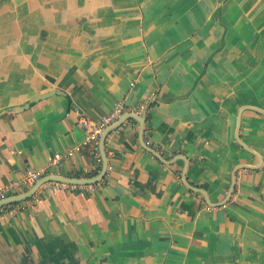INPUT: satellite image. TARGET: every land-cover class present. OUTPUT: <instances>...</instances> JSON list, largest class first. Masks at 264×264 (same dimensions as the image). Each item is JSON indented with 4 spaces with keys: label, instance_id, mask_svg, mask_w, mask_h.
<instances>
[{
    "label": "crops",
    "instance_id": "0c3cea01",
    "mask_svg": "<svg viewBox=\"0 0 264 264\" xmlns=\"http://www.w3.org/2000/svg\"><path fill=\"white\" fill-rule=\"evenodd\" d=\"M117 101L144 121L99 182L10 204L0 264H264V0H0V191L97 175L79 120Z\"/></svg>",
    "mask_w": 264,
    "mask_h": 264
},
{
    "label": "built area",
    "instance_id": "2783aa9c",
    "mask_svg": "<svg viewBox=\"0 0 264 264\" xmlns=\"http://www.w3.org/2000/svg\"><path fill=\"white\" fill-rule=\"evenodd\" d=\"M148 110V106L145 102L138 103L136 105H129L123 101H117L113 104L111 110L107 115L100 118L97 121H93L90 118L82 117L79 120V124L82 128L86 129V138L83 145H90L92 151L94 152V157L97 162H100V156L98 151V141L102 132L111 124L117 123L125 114L134 115H145ZM121 127L117 125L115 130H119ZM79 148H75L78 150ZM73 154V150L67 151L65 154L55 153L53 155L52 161L49 165L58 164L63 156L70 157ZM43 175V171H30L26 172L19 181L12 182L9 186L0 191V200L7 198V193L9 190H16L20 187V184L25 183L28 185L36 182ZM51 185L57 190L64 191H77L81 190L84 185L67 184L57 181H50ZM10 206L5 205L0 207V214L10 211Z\"/></svg>",
    "mask_w": 264,
    "mask_h": 264
},
{
    "label": "water",
    "instance_id": "95a60500",
    "mask_svg": "<svg viewBox=\"0 0 264 264\" xmlns=\"http://www.w3.org/2000/svg\"><path fill=\"white\" fill-rule=\"evenodd\" d=\"M127 119H134L137 122H139V124H141L144 121V117L143 116H137V115H134V114H125L116 123L115 127L117 125L122 124V122L124 120H127ZM240 120H241V112H239L238 117H237L236 140H237L238 144L243 149L251 152L250 149L246 145H244L243 142L240 139V136H239ZM115 127H107L102 132V134H101V136L99 138L98 147H99V152H100V157H101V169H100V171L98 172L97 175H95L93 177H90V178H84V179L62 178V177L55 176V175L44 176V177L40 178L39 180H37L34 183V185L29 190H27L26 192H24L22 194H19V195H15V196H9V197H7V198H5L3 200H0V207L1 206H5V205H10V204H13V203H18V202H21L23 200H26V199L30 198L31 196H33V194L36 192V190H38V188L42 184L50 182V181H61V182H65V183H68V184H76V185H90V184H95V183L99 182L103 178V176L105 175V172H106V169H107V159H106L105 148H104L105 137L109 133V131L112 130L113 128H115ZM142 142H143V140H142ZM148 150L155 157H157L159 160L162 159L161 156L159 154H157V152H155L154 150L149 149V148H148ZM240 168H253V169H256L257 165H255V166L241 165V166L235 167L234 170L232 171V174H231L230 185H229V188H228V191H227V194H226V198L222 202L214 204L213 205L214 207L222 205L228 199V197L231 195V192H232V190L234 188V185H235V173ZM183 181L187 184L185 176H183ZM187 186H189V185L187 184ZM189 188H192V187L189 186ZM196 190H199V189H196ZM201 192H203V190H201ZM210 205H212V204H210Z\"/></svg>",
    "mask_w": 264,
    "mask_h": 264
},
{
    "label": "trees",
    "instance_id": "16d2710c",
    "mask_svg": "<svg viewBox=\"0 0 264 264\" xmlns=\"http://www.w3.org/2000/svg\"><path fill=\"white\" fill-rule=\"evenodd\" d=\"M99 169V166L97 168L94 169L93 174H95L97 172V170Z\"/></svg>",
    "mask_w": 264,
    "mask_h": 264
}]
</instances>
